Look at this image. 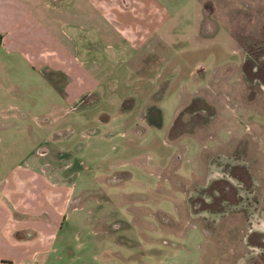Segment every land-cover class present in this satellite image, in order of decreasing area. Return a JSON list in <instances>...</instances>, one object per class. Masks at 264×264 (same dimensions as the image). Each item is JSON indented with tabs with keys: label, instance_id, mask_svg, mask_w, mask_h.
Listing matches in <instances>:
<instances>
[{
	"label": "rangeland",
	"instance_id": "rangeland-1",
	"mask_svg": "<svg viewBox=\"0 0 264 264\" xmlns=\"http://www.w3.org/2000/svg\"><path fill=\"white\" fill-rule=\"evenodd\" d=\"M124 3L142 14L130 34L142 40L151 33L128 48L132 75L155 77L167 63L173 69L165 78L178 79L153 93L156 99L175 92L163 97L165 123L172 122L165 164L153 169L157 181L131 180L124 168H112L101 173L104 182L64 200V181H78L88 167L93 173L91 167L120 154L117 128H104L108 138H101L105 99L91 104L94 96L84 95L73 104L62 96L63 73L26 69L18 57L0 55V186L22 174L42 176L60 197L46 191V201L64 211L80 204L75 196L82 191L90 205L106 202L100 221L113 225L105 235L116 242L83 248V261L64 254L52 264H264V0ZM165 150L144 146L135 159L146 169L129 168L152 177L150 163Z\"/></svg>",
	"mask_w": 264,
	"mask_h": 264
},
{
	"label": "crops",
	"instance_id": "crops-1",
	"mask_svg": "<svg viewBox=\"0 0 264 264\" xmlns=\"http://www.w3.org/2000/svg\"><path fill=\"white\" fill-rule=\"evenodd\" d=\"M140 16L141 12L132 10L124 0H0V55L18 57L26 69L43 72L44 68H48L63 73L65 94L62 96L73 104L84 95L94 96L91 104L105 99L99 107L105 114L98 119L99 125L103 129L108 126L117 128L121 137V151L117 157L113 160L104 158L103 167H91L93 173H89L88 167L86 175H82L80 180L68 179L64 181L65 185L59 186L64 200L67 199L66 193L72 199L74 189L81 191L88 189L89 183L104 182L101 173L112 168H124L121 170L128 172L131 180L144 182L151 179L149 183H155L158 178L154 167L165 164L164 144L170 146L166 135L172 120L169 124L165 123L163 97L174 98L175 92L168 89L156 99H153V93L159 86H176L178 79L165 78L173 69L168 68L167 63L157 69L158 76L145 73L132 75L125 57L128 48L143 43L146 37L151 36L150 33L139 40L128 31L133 29L134 17L137 19ZM197 44L201 46L202 41ZM182 50L185 51L184 48ZM3 63L0 61L1 70L4 69ZM198 64L199 61L194 65ZM180 65L174 64L173 67ZM116 71L124 80V87L119 86L117 78H112ZM126 81L129 85L125 84ZM128 97H132L133 101L123 109V101ZM114 100H118L119 105L112 104ZM60 115L63 116L64 112ZM105 130L101 136L104 140L108 138ZM91 132L93 128L86 136ZM144 146H159L165 150L159 162L150 163L153 168L148 170L152 173L149 178L137 170L134 174L129 168L131 163L138 170L145 168L135 159L138 158L137 151ZM27 178L25 174L14 176L0 186V264H52L62 260L64 254L70 260L83 261L85 256L80 252L83 248L89 245L103 248L106 240L109 243L111 239L115 241L113 236L105 235V231L112 229L113 225L107 226L100 221L99 215H103L100 211H104L106 202L96 198L97 204L90 205L89 194L82 191L75 196L81 200L80 204L64 211L58 208L57 202L52 205L46 201V191L52 192L53 199L60 198L56 185L48 187L52 183L44 182L42 176ZM112 206L120 208V205ZM69 247H72L70 252ZM74 247L76 252H72Z\"/></svg>",
	"mask_w": 264,
	"mask_h": 264
}]
</instances>
